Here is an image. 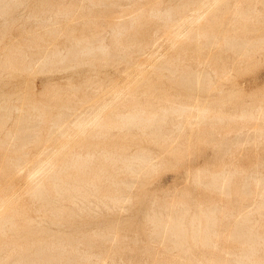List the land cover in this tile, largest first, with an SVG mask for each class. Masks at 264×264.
<instances>
[{
  "label": "bare ground",
  "instance_id": "obj_1",
  "mask_svg": "<svg viewBox=\"0 0 264 264\" xmlns=\"http://www.w3.org/2000/svg\"><path fill=\"white\" fill-rule=\"evenodd\" d=\"M134 1L136 5L130 4L133 7L122 8L119 0H80V5L78 0H0V85L9 84V77L13 79L22 72L45 73L72 67H83L98 75L109 66L123 63L125 74L123 83L113 80L95 85L86 75L89 79L82 82L84 87L91 86L94 96L108 89V94L104 93L108 101L104 97H91L86 89L82 94L77 84L72 83L67 102L60 101L62 94L57 88L61 87L50 83L46 90L49 102L37 98L33 85H28L27 92L21 93L25 106L18 104L19 93L11 87L0 90V156L4 158L0 164V264H103L112 258L111 253L120 241L113 226L81 231L78 235L77 231L48 232L43 222L48 219L62 227L83 214L97 215L102 210L115 213L122 209L131 199L133 177L140 179L161 165L147 149L130 150V143L141 137L149 138L162 151L176 152L174 157L180 160L186 148L180 151L183 141L178 135L187 125L200 126L205 122L212 133L221 136L214 145L219 153L216 158L226 156L230 162L213 168L200 165L185 172L190 174L193 185L207 193L228 197L234 194L238 202L224 204L212 197L209 203L199 202L191 210L184 197V200L178 196V199L152 198L143 216L145 226L150 225L151 241L161 244L152 264H264V160L258 159L254 167L242 170L233 161L236 151L245 143L259 142L264 135V127H260L264 124L261 102L241 101L237 104L238 115L231 117L232 114L209 103L193 105L171 95L158 96L156 83L150 76L169 74L172 83L205 92L221 87L212 74L218 77L227 74L225 66L201 52L216 45L235 54L240 52L239 62H248L254 54L264 51V31L257 29L264 24V15L257 5L264 0H172L166 6L156 0ZM97 4L104 9L93 14L95 11L91 9ZM86 10L92 17L99 15L105 19L99 18L102 20L99 25L97 19L88 17L84 21L87 29L76 28L79 18H73L72 14ZM218 13L222 15L216 18ZM224 18L228 22L220 30L216 21ZM65 22L73 23L71 30L65 28ZM147 24L149 28H143ZM169 27L173 28L167 31ZM164 30L170 41L166 42L170 54L167 51V56H154V51L152 55H144L152 62L148 69L137 59L132 61L133 50L146 54L154 47L151 39ZM56 35H64L67 42L56 43L53 39ZM188 45L194 47L191 57L196 66L187 60ZM14 94L17 102L12 101ZM70 101L74 104H69ZM52 108L57 111L52 113ZM231 122L238 126H232ZM165 123H170L171 129L163 130ZM111 130L122 134L120 146L94 143L97 138H108ZM88 137L93 141L90 144L84 143ZM34 142L44 144L36 155L30 148ZM201 142L215 144L211 137H203ZM171 144L178 147L169 148ZM7 172L25 173L26 186L22 192L15 193L12 180L8 186L3 185ZM237 173L241 174L239 181ZM8 190L14 192L9 196ZM22 200L31 203L29 210L38 218L29 216L23 220ZM217 212L227 218L220 229L215 227ZM96 239L108 245L106 251L94 255L90 250ZM224 241L229 244L224 245ZM191 243L208 254L201 258L194 256ZM80 245L89 249H81ZM146 245V252L153 253ZM216 250L221 253L219 258L209 254Z\"/></svg>",
  "mask_w": 264,
  "mask_h": 264
},
{
  "label": "rangeland",
  "instance_id": "obj_2",
  "mask_svg": "<svg viewBox=\"0 0 264 264\" xmlns=\"http://www.w3.org/2000/svg\"><path fill=\"white\" fill-rule=\"evenodd\" d=\"M120 1H122L123 3ZM156 1H161V3H162V4L160 3L161 6H166L172 0H156ZM133 2L135 3L137 1L119 0L120 6L122 8L133 7L134 5H136ZM172 2H174V0ZM80 4H81V2H80V0H78L77 5H80ZM130 4H132L133 6ZM95 6H97V7H93L91 9L92 11H95V12H93V14H97V12H99V10L104 9V7H102V4H97ZM257 7L261 11L262 15H264V8H262V7H264V1L259 2ZM106 11H108L107 8H106ZM82 12L76 11V13L72 14L73 18H77V19L79 18L78 23L75 24L76 28L87 29V26L85 25L84 21L88 20V17L92 18L93 20L97 19L96 21H98L99 25H100L99 22H101L103 19H105V17H102L103 19L101 18V16L99 17V15L98 16L94 15L92 17L93 14L91 15L90 13H88L87 10L85 12L84 11H82ZM86 13L88 16L86 15ZM83 14H85V15H83ZM221 15H222L221 13L216 14V16H217L216 18H218ZM85 18H87V19H85ZM99 18H101L102 20ZM216 22L218 24V28L220 30H224L226 28V23L228 22V19L227 18L226 19L224 18L223 20L217 19ZM63 25L65 26L66 29H68L70 26L73 25V23H71V22L66 23L65 22ZM149 26H150V24H147V25H144L143 28H145V27L149 28ZM169 28L167 29V31L171 30V28H173V27H169ZM71 29L72 28H69V30H71ZM257 29L260 32L264 31V24L258 25ZM165 33H166L165 30L162 31V33L160 31V33L157 34L154 38L156 40H154L153 38L151 39L152 42L153 41L155 42L154 47L152 49H148L146 54L142 55L140 52H136L135 50H133L131 52V56L133 57L132 61L137 59V63H140L141 65L145 64L146 66H144V65L143 66L145 67V69H148L151 67L152 62L147 61L145 59L144 55H147V54L152 55V53H154V51H156V53H154V56H163V55H165V53H167V51H168V54H170L169 52H171V50L168 47L169 44H168V46L166 44V42L169 43L170 41L167 40ZM105 37H106V41H108L109 37L107 35ZM53 39L56 43H58L60 45H63L64 43L67 42V38L64 35H56ZM161 40L163 42H161ZM156 42H158V43H156ZM167 48H169V49L167 50ZM193 48L194 47L192 45H188L187 60H188V62L190 61L189 63H194L193 66H196L195 62L193 61V58L191 57ZM132 53H133V55H132ZM238 53H240V52H238ZM238 53L235 54L232 51H226L224 49H220L216 45L211 47V49L208 51H202L201 52L202 56H211L214 58L213 62L215 60L220 61L225 66V69L227 70V74H224V75L222 74L220 77L212 74V78L221 87H218L216 89L214 88L213 90L211 89L212 91L210 90L209 92H205L203 90L193 88L190 86L186 87V86H183L180 84L172 83L170 81L169 76H167L169 74H167V75L165 74V75L160 76V77L157 74H150L151 79L153 80V83H156V94L158 96L171 95V96H174L179 101L184 100V101H187L193 105L194 104H207V103H209V104L216 106L217 108L221 107V109L224 110L225 112L229 113V115L232 114L231 117L232 116L235 117L236 115H238L240 107L237 104L241 101H243V102L246 101L245 103H247L250 101H254V99H256L257 100L256 102H258V101L261 102L262 107H264V97H262L264 95H261V94H264V51L257 52L256 54H254L253 57L248 62H244V61L239 62V60H238L239 54ZM155 54H157V55H155ZM165 56H167V55H165ZM139 57H144L143 59H145L147 62L145 60H139V59H142ZM190 59H192V60H190ZM135 62H136V60H135ZM118 65L119 66H117V67L109 66V67L103 69V72H100V74H98V75H95L94 73H90V72L86 71L83 67H80V68L72 67L71 69L73 71L70 68L68 70L67 69L66 70L62 69L59 71L54 70L55 71L54 74H52L54 71L45 72V73L40 72V71H35V72L33 71V73L22 72L21 74H19L17 76L18 78L16 76H15L16 78L14 77L13 79L11 77H9V80L7 79L8 82H10L9 84H7V85L3 84L2 85V83H3L2 82L0 85V90H7V89L10 90L8 87H11V89L18 92L19 93L18 95L17 94L13 95L14 99H12V101L17 102L20 99L18 104H20V105L22 104L21 106H25V104L22 102L23 101L22 96H24L23 94H25V92H27L28 85H30V86L33 85L35 96L37 98H40V99L46 101V102L48 101V98L46 96V94H47L46 90H47V88H49L48 85H50V84H53L55 87H61V88H57L59 93L61 92V94H62V99L60 101H65V102L69 101L68 95H69V93L72 92V89H70V83L77 84L78 89H81V91L80 90L77 91L78 94H81V93L83 94L84 90L86 89L87 92L86 91L85 92L88 95H90L91 97H94V98L98 97V98L103 99L102 97H104V93L108 94V89L105 88L104 93L99 92V93L95 94L96 96H94L93 92H92L93 91L92 87L89 86L90 88L89 87L86 88V87H84L85 85H83L82 82L89 79V77L86 76V75H88V76H90L89 80H93L92 82L94 83V85H95V82L101 83V81L105 84H109L113 80H116L119 83H123L124 79H125V76H124L125 74L123 72L124 64L121 63ZM148 65H150V66H148ZM146 67H148V68H146ZM210 67L209 68L206 67V69H210ZM64 70H65V72H63ZM68 72H72V73H68ZM39 73H41V74H39ZM49 73H51L52 76ZM73 73H75V74H73ZM90 74H93L94 78H92L93 75H90ZM32 75H34L35 77ZM44 76H46V78ZM63 76L68 78V79L64 78ZM52 77L54 80L52 79ZM57 77L59 78V80ZM61 77H63V78H61ZM95 77H97V78H95ZM50 78L52 80H49ZM83 78H85V79H83ZM47 79L49 81H53V82H49V81H47ZM69 79H71L70 82H69ZM55 80H56V82L59 81V83H56ZM62 80H64V81H62ZM65 80H66V82H65ZM60 83H61V86L59 85ZM63 83H65L64 84L65 88H64ZM93 83H92V85H93ZM103 83H101V84H103ZM11 85H13V86H11ZM4 87H6V88H4ZM42 87H44V88H42ZM66 87L68 88V90H63V89H67ZM39 89H41V90H39ZM69 89H70V91H69ZM88 91H90L92 94L89 93ZM21 93H23V94L21 95ZM39 93H40V95H39ZM42 93H45V94L42 95ZM107 94H105L106 95L105 97H108ZM16 95L19 97L18 100L16 98L17 97ZM211 97H213V98H211ZM15 98H16V100H15ZM106 99H108V98H105V101L109 100V99L108 100H106ZM157 100L159 101V99H157ZM53 101H50L53 103L51 105H54ZM68 103L72 105L73 101L72 102L70 101ZM56 111H57V108L51 109L52 113H55ZM105 112H107V110ZM235 113H237V114H235ZM182 122L185 123V118L182 119ZM230 124L232 126H238V124L237 123L235 124V122H231ZM257 124H259V122ZM201 125H203V126H201ZM260 127H264V124L261 123ZM169 129H171V124L165 123L163 125V130L167 131ZM250 131L251 130H249V132ZM110 132L113 135L109 134L108 138H105V139L97 138V139L93 140L94 143H98V144L106 145V146H120L121 145L120 140L122 138V134L116 132V130H113V131L111 130ZM114 134H116V135H114ZM251 136H253V135L251 134ZM178 137L179 138L181 137L180 139L183 141L179 145L180 151H183L186 148L184 150V152H185L184 157L180 160H178L176 157H174L176 152L169 153V152L162 151L159 148V145L150 142L149 138L141 137L140 139L133 140V143H130V145L128 147L130 150L134 151L136 148L147 149L154 156L153 157L154 161L157 163L161 162V165L155 171L151 172L150 174L147 172L145 175L141 176L140 179H138V178L135 179L133 177V180H134L133 186L129 190V194L131 195V199L129 200V202L125 203V206L123 208H125V207L126 208L124 210L122 208L115 213L114 212L113 213L108 212L106 210H102L97 215H85V214H83L76 221L70 220L67 222V224L65 226H62V227L58 226L55 222H51L50 220L46 219L43 222L44 228L48 232H61V231L62 232H75V231H77V233L79 235L81 233V231H85V230L91 231V230H94L98 227L106 229L108 227L110 228L111 226H113V228L116 229L118 232L120 241L115 246V250H113V252L111 253L112 258L106 259V261H104L103 264H148V263L152 264V260L157 256V254L155 252L161 251V244L158 242L151 241L152 239L148 235L149 234L148 232L150 230V225L147 223L146 224L147 226H145L146 222H145L144 217H143L145 210L148 209L149 203H150L152 198H156L158 200H162L165 198L167 199L168 197H169V199H178V198H179V200L186 199L185 201H188V203H190V205H191V210H194L196 207V204L199 202H202L204 204L209 203V201L212 200V197L218 198L221 201V203H224V204L230 203V204L236 205L238 202V198L234 194H231L228 197V196H224L223 194L219 195V196H215V195H212L210 193H207L206 191H204L200 187L193 185L191 183V180H190L191 176L189 177L190 174L185 172L186 170L188 172H192L193 169L200 167V165H202V166L206 165L207 166V164H208V167L213 168L215 165H219V164L224 165L225 163H229L230 160H228V158L226 156L216 158V155L217 154L219 155V153H217L214 145H216L217 141L219 139H221L220 138L221 136L218 133L217 134L212 133V131L208 128L207 123L205 122V123L200 124V126L193 125L192 127H189L187 125L186 128L178 135ZM203 137H206L208 139H210V137H211L212 140L215 142V144L214 143L205 144V143L201 142V138H203ZM259 138H260L259 140L261 142L260 141L259 142L251 141L247 144L245 143V145L243 144L244 146H242L238 151H236V153H235L236 161H235V159H233V161L235 162L236 167L237 166L239 167V168L237 167L238 169H240V170H242V168L243 169H247V168L250 169V168H252V166L254 167L255 162L258 161V159L264 160V144H262V142H264V135L260 136ZM86 139H87L86 142H84L86 144H90L93 142L91 140L92 138H90V137H88ZM257 144L259 146H256ZM43 145L44 144L40 143V142L32 143L30 145L31 153L35 154V155L39 154L41 152ZM168 146H169V148L170 147H172V148L178 147V145L175 146V144H171ZM243 147H244V149H242ZM255 149H257L259 151L255 150ZM177 152H179V150ZM0 155H2V153H0ZM158 156H161V157L158 158ZM260 156H261V158H260ZM0 157H1L0 164H3L4 158H3V156H0ZM218 159H219V161L217 162L216 160H218ZM210 160H211V162L208 163L207 161H210ZM222 160H223V162H222ZM214 162H216V163H214ZM202 163H206V164H202ZM173 164H177V165L175 167H173ZM24 175H25V173L24 174L23 173L13 174L12 172L11 173L7 172L3 175L4 178L2 177L3 178L2 181L4 180L2 183L4 186H8L10 184L9 183L10 180H12L15 182V183L13 182V185H12L13 186L12 189H15V193L16 192H22L23 188H25V186H26ZM235 176H236V181H239L241 174L237 173V174H235ZM186 177H188V179ZM16 187L17 188L19 187V189H17ZM13 192L14 191L8 190V194L10 193L9 196ZM177 196H178V198H176ZM182 197H184V199ZM24 200L29 201L26 198H24ZM24 200L21 201V204H22L21 205L22 206L21 213H23L22 214V217L24 218L23 220H25V218H28L29 216H33V217L35 216L36 217L35 213H33V211H31L32 206H31V203H29L30 201L25 202ZM24 203H25V205H24ZM29 208L31 210H29ZM216 214H217V217H216L217 218L216 219L217 224L215 227L218 229L223 228V226L227 222V218L223 217L220 212H217ZM36 218H38V217H36ZM21 222H23V221H21ZM23 223H25V222H23ZM147 243L152 248V252H153V253H151L152 255L147 253L145 250ZM223 244L227 246L229 244V242L224 241ZM107 245L108 244L106 242H103L100 239H96L93 242V247H91L90 251L94 255L99 254L103 251H106L105 247H107ZM80 248L81 249H89L88 246H84V245H80ZM191 249H192L191 253L196 257L201 258V257H204L205 255L208 254L207 250L204 251L203 249L194 245L193 243H191ZM209 254H211L212 256L215 255L214 256L215 258H219L221 255L219 250L213 251L212 253L209 252Z\"/></svg>",
  "mask_w": 264,
  "mask_h": 264
}]
</instances>
